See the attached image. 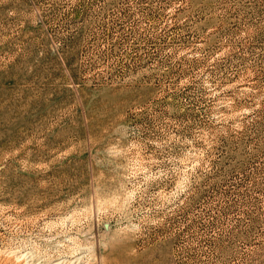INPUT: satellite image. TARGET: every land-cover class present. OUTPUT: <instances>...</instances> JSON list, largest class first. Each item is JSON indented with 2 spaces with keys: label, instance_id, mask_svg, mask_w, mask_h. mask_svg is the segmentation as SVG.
<instances>
[{
  "label": "rangeland",
  "instance_id": "374dc122",
  "mask_svg": "<svg viewBox=\"0 0 264 264\" xmlns=\"http://www.w3.org/2000/svg\"><path fill=\"white\" fill-rule=\"evenodd\" d=\"M0 264H264V0H0Z\"/></svg>",
  "mask_w": 264,
  "mask_h": 264
}]
</instances>
